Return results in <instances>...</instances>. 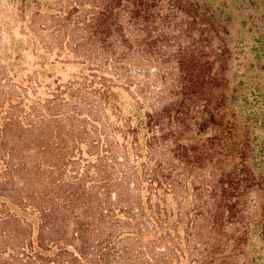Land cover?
<instances>
[{
	"label": "trees",
	"instance_id": "trees-1",
	"mask_svg": "<svg viewBox=\"0 0 264 264\" xmlns=\"http://www.w3.org/2000/svg\"><path fill=\"white\" fill-rule=\"evenodd\" d=\"M12 2L24 38L0 60V264H264V99L224 92L223 11Z\"/></svg>",
	"mask_w": 264,
	"mask_h": 264
},
{
	"label": "rangeland",
	"instance_id": "rangeland-1",
	"mask_svg": "<svg viewBox=\"0 0 264 264\" xmlns=\"http://www.w3.org/2000/svg\"><path fill=\"white\" fill-rule=\"evenodd\" d=\"M206 1L225 14L223 25L227 32L225 40L229 51L224 71L225 94L230 98L243 95L251 99L252 95L258 93V98L264 99V0ZM15 8L16 3L12 0H0V60L5 62L4 57L11 56L10 60L15 57V43L22 42L20 40L24 38L20 31V22L16 20ZM34 60L32 49H23L18 66H31ZM72 69L69 66L62 68L57 65L54 73L55 76L66 80ZM238 101L234 104L235 107ZM255 110L264 114V101H260ZM255 133L259 136L258 142H264V131L257 128ZM256 242L254 238L253 243Z\"/></svg>",
	"mask_w": 264,
	"mask_h": 264
}]
</instances>
